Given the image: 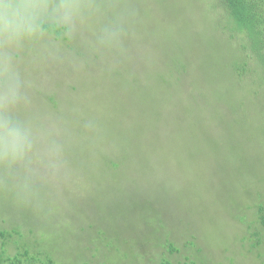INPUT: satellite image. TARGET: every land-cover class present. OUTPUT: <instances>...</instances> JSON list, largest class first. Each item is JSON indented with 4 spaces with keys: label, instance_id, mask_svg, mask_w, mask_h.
<instances>
[{
    "label": "rangeland",
    "instance_id": "374dc122",
    "mask_svg": "<svg viewBox=\"0 0 264 264\" xmlns=\"http://www.w3.org/2000/svg\"><path fill=\"white\" fill-rule=\"evenodd\" d=\"M187 1H182L185 15L190 6L194 7ZM75 2L80 12L70 24L66 23L65 42L53 41L56 38L53 34L37 30L31 38L9 48L0 36V57L11 56L19 76L20 100L14 114L32 133V147L26 158L10 166L4 176L0 174L1 189L23 188L33 199L51 192L59 206L67 207L71 217H78L79 226H85L89 220L86 217L95 221V228L98 222L113 223L115 227L118 221L133 224L135 217L130 208L144 197L168 220L179 212L183 221L187 218L198 222V211L206 214L210 200L218 203L228 190L233 177L231 169L219 171L218 164L225 153L223 148L228 144L236 146L241 138L240 133L229 135V127L225 125L210 126L209 118H201L209 125H187L181 141L172 140L170 135L163 137L165 131L175 127V120L192 117L196 109L216 116L222 110L221 104L207 99L219 85L203 81L199 94L185 84L198 79L195 60L215 63L201 46L206 40L200 21L207 17V12L201 10V2L197 1L194 12L197 19L192 16V22L199 35L191 40L192 50L178 56L181 64L189 68L188 73L179 75L185 91L177 98L179 92H166L162 86L155 90L158 98L165 92L174 104L182 100L190 109L183 115L178 111L167 112L163 121L148 120L146 125L136 127L142 122L141 98L154 91L148 87L159 83L160 75L167 74L171 80L178 76L168 71L169 65L172 67L168 59L174 60V50L161 35L154 33L159 24L169 22L171 5L181 10L179 2ZM165 11L168 15H164ZM211 52L214 59L219 58L216 54H222ZM120 112L125 116L121 117ZM118 126L126 128L123 131L129 144L116 177L118 182H114V173L106 168V161L116 156L113 145L120 137ZM246 154L251 157V152ZM222 167L226 168V164ZM175 189L183 194L180 199L173 195ZM24 197L29 203L30 195ZM103 200L107 209L98 203ZM61 219L68 220L58 217V221Z\"/></svg>",
    "mask_w": 264,
    "mask_h": 264
},
{
    "label": "trees",
    "instance_id": "16d2710c",
    "mask_svg": "<svg viewBox=\"0 0 264 264\" xmlns=\"http://www.w3.org/2000/svg\"><path fill=\"white\" fill-rule=\"evenodd\" d=\"M182 1L178 0L181 10L174 4L165 5L170 9L173 6L169 15L164 12L169 22L159 24L154 33L161 35L174 50V60L168 59L172 65L168 71L178 76L171 80L167 74L160 75L159 83L148 87L154 91L142 96V112L138 114L142 122L136 127L146 125L148 120L163 121L167 112L178 111L183 115L190 109L182 100L174 104L165 92L159 98L155 93L160 86L166 88V92H179L177 98L185 91L179 75L188 73L189 68L181 64L178 56L192 50L191 40L199 35L192 22V16L197 19L194 12L199 0H185L194 4L186 15ZM200 2L201 10L208 14L200 21L206 40L201 46L215 63L195 60L193 65L199 70L195 78L198 79L185 84L199 94H202L203 81L207 85H219L207 99L221 104V116L203 114L196 109L192 117L175 120V127L165 131L163 137L170 135L172 140L181 141L187 133V125H209L201 118L211 119L212 127L219 126L216 124L229 127V135L240 133L236 146L224 147L223 141L219 148L221 154L225 149L218 164L219 171L231 169L233 175L226 193L218 203L210 200L206 214L198 211V222L187 218L183 221L179 212L168 220L144 197L130 208L135 217L133 224L118 221L115 227L113 223L98 222L95 228V221L89 217L85 226H79L78 217H71L67 207L59 206L51 192L33 199L26 189L13 187L6 191L1 189L0 183V264H264V0ZM88 9L92 12L89 6ZM66 28L65 22L45 20L38 30L53 34L56 37L53 41L65 42ZM211 50L222 51V54H216L219 58L215 60ZM177 64L179 67L175 69ZM117 129L120 137L113 145L116 156L106 161V168L114 173V182H118L116 177L129 144L123 131L126 128L118 126ZM247 151L251 152V157ZM223 163L226 168L222 167ZM9 167L0 162V174L4 176ZM10 185L18 184L10 182ZM27 194L29 203L25 202ZM173 195L180 199L183 194L175 189ZM98 203L108 208L104 207V200ZM58 217L68 220L58 221ZM117 228L122 229L117 231Z\"/></svg>",
    "mask_w": 264,
    "mask_h": 264
},
{
    "label": "clouds",
    "instance_id": "9594fccd",
    "mask_svg": "<svg viewBox=\"0 0 264 264\" xmlns=\"http://www.w3.org/2000/svg\"><path fill=\"white\" fill-rule=\"evenodd\" d=\"M75 0H0V36L9 48L31 38L45 20L70 24L79 14ZM20 100L19 76L11 56L0 57V162L23 161L32 147V133L14 114Z\"/></svg>",
    "mask_w": 264,
    "mask_h": 264
}]
</instances>
